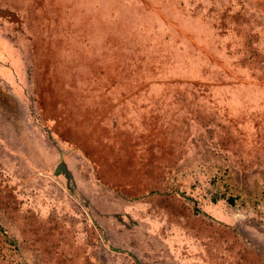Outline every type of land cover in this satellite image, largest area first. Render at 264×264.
I'll return each mask as SVG.
<instances>
[{
	"label": "rangeland",
	"instance_id": "rangeland-1",
	"mask_svg": "<svg viewBox=\"0 0 264 264\" xmlns=\"http://www.w3.org/2000/svg\"><path fill=\"white\" fill-rule=\"evenodd\" d=\"M0 3V264H264V0Z\"/></svg>",
	"mask_w": 264,
	"mask_h": 264
},
{
	"label": "crops",
	"instance_id": "crops-1",
	"mask_svg": "<svg viewBox=\"0 0 264 264\" xmlns=\"http://www.w3.org/2000/svg\"><path fill=\"white\" fill-rule=\"evenodd\" d=\"M4 6L5 5H3V4L0 3V13H1V15H2V10L5 11V12L7 11V7H4ZM13 11L14 10L12 8H10V10L8 11V13H9L10 16H13L14 17V16H16L17 13H15ZM0 21L1 22H4V20L1 19V18H0Z\"/></svg>",
	"mask_w": 264,
	"mask_h": 264
}]
</instances>
